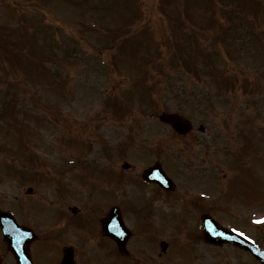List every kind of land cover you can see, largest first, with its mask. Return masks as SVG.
<instances>
[{
  "label": "rangeland",
  "instance_id": "1",
  "mask_svg": "<svg viewBox=\"0 0 264 264\" xmlns=\"http://www.w3.org/2000/svg\"><path fill=\"white\" fill-rule=\"evenodd\" d=\"M202 1L0 0V209L25 218L22 207L38 223L57 219L59 208L48 203L61 190L86 201L82 220L93 225L101 199L109 200L110 172L97 174L80 195L83 181L63 179L65 159L99 171L106 141L112 150L103 164L114 159L118 170L122 159L142 166L164 159L171 167L188 156L212 159L213 183L239 189L233 201L241 218L258 211L264 221V0H210V7ZM110 31L115 42L102 46L101 34ZM189 46L196 58L182 64L175 51ZM116 97L135 106L110 115L104 103L112 106ZM162 110L189 117L195 136H174L157 120ZM108 116L114 118L104 121ZM118 142H126L123 153ZM21 169L48 179L20 177ZM58 175L60 187L53 183ZM221 194L215 204L226 201ZM131 226L130 241L144 242L142 225ZM150 236L155 241L157 231Z\"/></svg>",
  "mask_w": 264,
  "mask_h": 264
},
{
  "label": "flooded vegetation",
  "instance_id": "2",
  "mask_svg": "<svg viewBox=\"0 0 264 264\" xmlns=\"http://www.w3.org/2000/svg\"><path fill=\"white\" fill-rule=\"evenodd\" d=\"M207 160L184 159V170L168 175L173 183L170 189L136 177L128 178L129 185L136 189L132 203H126L125 200L119 202L117 185L112 183L110 199L102 201L103 210L112 206L121 209L130 206L145 211L150 222H153L155 212L158 216V250L126 252L123 254L126 255V264H261L249 250L239 244L242 238L260 247V223L245 220L239 213L226 218L228 210L217 211L213 173L208 169ZM194 163L201 167L194 170ZM111 176L116 177V173L112 172ZM168 211H175L177 218L166 219ZM81 213V207H71L64 201L57 219L48 220L39 227L34 226L32 221L27 222L36 233V237L29 239L26 247L31 264H61L66 248L71 250L77 264H95L86 254V249L91 245L94 246L97 264H100V255L114 264L116 243L103 235L96 223L88 226L83 224ZM210 217L216 219L215 223ZM215 225L229 229V232L224 236ZM208 234L213 239L222 238L223 242L210 241ZM0 264H20L1 235Z\"/></svg>",
  "mask_w": 264,
  "mask_h": 264
},
{
  "label": "water",
  "instance_id": "3",
  "mask_svg": "<svg viewBox=\"0 0 264 264\" xmlns=\"http://www.w3.org/2000/svg\"><path fill=\"white\" fill-rule=\"evenodd\" d=\"M160 119L165 121V122H167V123H169V124H171L173 129L175 131H177V132L185 133L188 130V121L183 119L177 113H162L160 115ZM109 219L110 218H108L105 223L109 224V222H110ZM0 221H10V222H12L13 220H11L7 216V214H0ZM12 225H14V223ZM9 239H10V236H9ZM14 240H16V239H14Z\"/></svg>",
  "mask_w": 264,
  "mask_h": 264
},
{
  "label": "snow or ice",
  "instance_id": "4",
  "mask_svg": "<svg viewBox=\"0 0 264 264\" xmlns=\"http://www.w3.org/2000/svg\"><path fill=\"white\" fill-rule=\"evenodd\" d=\"M260 222H264V221H260Z\"/></svg>",
  "mask_w": 264,
  "mask_h": 264
},
{
  "label": "trees",
  "instance_id": "5",
  "mask_svg": "<svg viewBox=\"0 0 264 264\" xmlns=\"http://www.w3.org/2000/svg\"><path fill=\"white\" fill-rule=\"evenodd\" d=\"M103 5H104V4H103ZM103 5H102V6H103Z\"/></svg>",
  "mask_w": 264,
  "mask_h": 264
}]
</instances>
